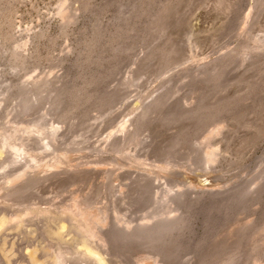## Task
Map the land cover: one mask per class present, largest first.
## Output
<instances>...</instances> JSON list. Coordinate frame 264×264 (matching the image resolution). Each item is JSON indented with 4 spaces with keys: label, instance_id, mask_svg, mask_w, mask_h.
Masks as SVG:
<instances>
[{
    "label": "rangeland",
    "instance_id": "374dc122",
    "mask_svg": "<svg viewBox=\"0 0 264 264\" xmlns=\"http://www.w3.org/2000/svg\"><path fill=\"white\" fill-rule=\"evenodd\" d=\"M0 148V264H264V0H0Z\"/></svg>",
    "mask_w": 264,
    "mask_h": 264
},
{
    "label": "bare ground",
    "instance_id": "6f19581e",
    "mask_svg": "<svg viewBox=\"0 0 264 264\" xmlns=\"http://www.w3.org/2000/svg\"><path fill=\"white\" fill-rule=\"evenodd\" d=\"M6 142V141H5ZM1 149V148H0ZM1 153V152H0ZM213 154L212 153H207V162L208 163H210V162H212L213 161ZM214 162V161H213ZM39 210V209H38ZM40 212V211H39ZM47 212V211H46ZM76 212V211H75ZM40 213H43V212H40ZM88 214V213H87ZM53 215V214H52ZM84 215L82 214L81 216H79V218H78V220L77 221H75L76 222V225H78V229H79V231H80V237H81V240H80V247H81V249L83 250V252L85 253V254H87L86 256H92L93 258H94V260H95V262H96V264H105V262H104V259L101 257V255H99L97 252H95V250L93 251L92 250V248H90L89 246H88V242L89 241H91V239H95V238H97V235L95 234V232H94V230H93V227L92 226H88L87 225V223L85 222L84 223ZM16 219V218H15ZM44 219V218H43ZM87 220V219H86ZM3 221H5V220H0V227H1V223L3 222ZM98 221H100V220H98ZM98 221H93L92 223L94 224V226H95V224H99V222ZM83 222V223H82ZM88 222V221H87ZM103 222V221H102ZM78 223H80V224H78ZM3 224V223H2ZM18 224V223H17ZM60 226V225H59ZM2 227H3V225H2ZM61 229L60 230H63V226H61L60 227ZM59 232V231H58ZM81 234H82V236H81ZM50 235V234H49ZM51 235H53V237L54 238H56V239H60V237H61V234L60 233H57V232H54V234L52 233ZM100 240V239H99ZM62 243V242H61ZM83 253V254H84ZM33 256V255H32ZM5 257V256H4ZM31 258V257H30ZM33 259H35L34 257H33ZM33 261V260H32ZM36 261V260H35ZM35 264V263H34ZM40 264V263H39Z\"/></svg>",
    "mask_w": 264,
    "mask_h": 264
}]
</instances>
